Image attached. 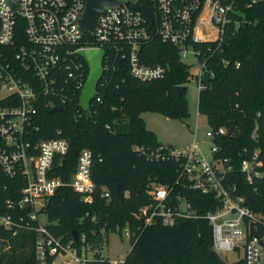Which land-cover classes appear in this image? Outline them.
Wrapping results in <instances>:
<instances>
[{
	"label": "built area",
	"instance_id": "1",
	"mask_svg": "<svg viewBox=\"0 0 264 264\" xmlns=\"http://www.w3.org/2000/svg\"><path fill=\"white\" fill-rule=\"evenodd\" d=\"M114 1L116 5L105 6L95 26L84 33L79 21L86 0H16L14 5L10 0H0V177L21 186L19 198L4 203L11 213H0V230L33 233L35 264H86L95 259V251L82 245L79 254L72 238L63 241L54 236L40 219L41 215L46 216L44 209L58 188H71L84 203L93 201L96 186L91 170L95 155L82 149L71 181L64 183L51 174L56 160L68 153L67 140L57 137L33 141L39 131L33 122L40 108L64 109L73 97L80 107L79 97L89 70L79 53L105 52L102 77L89 110L80 107L86 114H95L93 107L102 102L100 89L115 81L119 68H126L129 76L140 82L164 79L166 66L145 61L144 49L154 44L174 48L191 74L192 66H197L194 81L199 94L204 89L206 70L199 46L206 45L208 52L213 50L214 54L220 50L229 26L246 24L236 0ZM261 1L249 0L245 6L250 8ZM84 113L76 111L74 119H83ZM225 134L223 128L215 131L208 127V155L196 133L190 143L180 148L163 144L155 149L133 147L149 162L178 165L173 187L155 182L148 185L151 202L140 208L135 217L145 227H171L177 219L196 215L185 198L171 195L175 185L212 194L220 207L203 218L211 227L215 253H241L238 262L264 264V216L254 212L244 196L235 195V189L227 186L226 177L233 168L228 159L216 156L219 148L215 140ZM255 137L253 133L252 138ZM239 170L249 186L264 179L260 151L246 153ZM102 197L107 199L109 194ZM125 230L129 240L135 237ZM240 240L243 245L237 244ZM80 241L83 244V236ZM87 253L93 254L91 259H87ZM100 259L108 264L124 263V259Z\"/></svg>",
	"mask_w": 264,
	"mask_h": 264
},
{
	"label": "trees",
	"instance_id": "2",
	"mask_svg": "<svg viewBox=\"0 0 264 264\" xmlns=\"http://www.w3.org/2000/svg\"><path fill=\"white\" fill-rule=\"evenodd\" d=\"M236 2L246 24L229 26L220 50L214 54L213 50L208 52L206 45L199 46L206 70L204 89L198 94V114L210 129L226 131L215 143L219 148L216 156L228 159L233 168L226 177L227 186L235 189V195L244 196L254 212L264 216V179L249 186L239 170L246 153L259 150L264 159V0L250 8L245 6L249 0ZM144 53L146 63L167 67L164 79L140 82L130 77L126 68H119L115 81L100 89L102 102L93 107L95 114L84 113L76 97L63 113L39 109L33 122L39 131L33 141L61 137L69 143L68 153L54 163L53 178L69 183L82 149L91 150L96 157L91 170L96 186L93 201L84 203L71 188H58L44 209L47 228L63 241H69L76 233L74 246L79 254L82 245L100 251L107 243L106 236L127 228L135 237L130 239L123 264H228L213 250L212 230L203 218L220 207L214 195L175 185L171 195L185 198L194 217L177 219L171 227H145L135 217L140 208L151 202L150 183L173 187L178 175L177 164L152 163L134 151L136 146L155 149L161 145L145 128L141 116L153 112L184 120L188 116L186 88L180 96L175 88L185 87L194 79L190 67L180 62L171 46L150 45ZM78 110L85 117L75 120ZM117 185L124 191L122 202L116 199ZM20 188L15 181L0 177V213H11L4 203L17 200ZM104 193L109 198H103ZM34 240L33 233L0 230V264H35ZM86 264L108 263L95 253V259Z\"/></svg>",
	"mask_w": 264,
	"mask_h": 264
},
{
	"label": "rangeland",
	"instance_id": "3",
	"mask_svg": "<svg viewBox=\"0 0 264 264\" xmlns=\"http://www.w3.org/2000/svg\"><path fill=\"white\" fill-rule=\"evenodd\" d=\"M191 71L193 75H196L198 73L197 66H192ZM185 88L184 97L188 116L184 120L171 119L153 112L144 113L141 117L145 128L155 135L160 144L180 148L190 143L196 133L203 152L208 155L209 143L206 138L208 127L205 118L198 114V92L194 79L187 83ZM40 219L42 224H48L45 215H41ZM125 231L122 229L120 233H110L106 236L107 243L100 251H96V254L111 261L123 260L130 250V240L125 235ZM243 242L240 240L237 244L243 245ZM92 255L87 253V259H91ZM218 256L226 263L234 264L241 259L242 254L230 252Z\"/></svg>",
	"mask_w": 264,
	"mask_h": 264
},
{
	"label": "water",
	"instance_id": "4",
	"mask_svg": "<svg viewBox=\"0 0 264 264\" xmlns=\"http://www.w3.org/2000/svg\"><path fill=\"white\" fill-rule=\"evenodd\" d=\"M14 5L16 0H10ZM116 2L114 0H86V5L82 17L79 21V26L82 32L87 33L93 28L97 22L99 15L103 12L105 6H114ZM144 14V10L140 9ZM104 51H82L79 53V56L83 58L88 66V77L85 83L83 90L81 91L79 97V106L88 111L90 107V102L94 96V93L97 89L98 83L102 77V66ZM185 87L178 86L175 88V92L178 96L184 91ZM63 113V108H54L50 113ZM124 198V191L121 185L116 186V199L119 202H122ZM251 236H254V233L251 232ZM72 240L77 241V234H72Z\"/></svg>",
	"mask_w": 264,
	"mask_h": 264
}]
</instances>
